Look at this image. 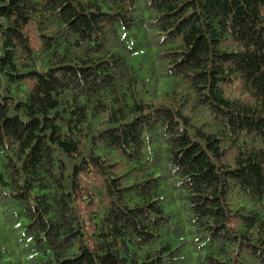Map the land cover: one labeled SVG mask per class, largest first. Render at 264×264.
I'll list each match as a JSON object with an SVG mask.
<instances>
[{"label": "trees", "instance_id": "trees-1", "mask_svg": "<svg viewBox=\"0 0 264 264\" xmlns=\"http://www.w3.org/2000/svg\"><path fill=\"white\" fill-rule=\"evenodd\" d=\"M0 264H264V0H0Z\"/></svg>", "mask_w": 264, "mask_h": 264}, {"label": "rangeland", "instance_id": "rangeland-1", "mask_svg": "<svg viewBox=\"0 0 264 264\" xmlns=\"http://www.w3.org/2000/svg\"><path fill=\"white\" fill-rule=\"evenodd\" d=\"M27 30L29 32V35H30V38H31L33 45L35 47H37L38 46V40H39L38 33L36 32L35 28L32 25L28 26Z\"/></svg>", "mask_w": 264, "mask_h": 264}]
</instances>
